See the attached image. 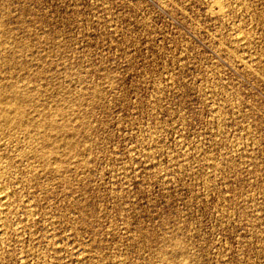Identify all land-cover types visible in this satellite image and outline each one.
<instances>
[{"label": "rangeland", "instance_id": "374dc122", "mask_svg": "<svg viewBox=\"0 0 264 264\" xmlns=\"http://www.w3.org/2000/svg\"><path fill=\"white\" fill-rule=\"evenodd\" d=\"M0 90V264H264V0H0Z\"/></svg>", "mask_w": 264, "mask_h": 264}, {"label": "bare ground", "instance_id": "6f19581e", "mask_svg": "<svg viewBox=\"0 0 264 264\" xmlns=\"http://www.w3.org/2000/svg\"><path fill=\"white\" fill-rule=\"evenodd\" d=\"M14 85V84H13ZM10 87V86H9ZM12 87V86H11ZM18 86H15V88L16 89H19V88H17ZM15 88H13L15 91H16V89ZM20 90V89H19ZM0 91H2V90H0ZM22 91V90H21ZM21 91H18V93L19 92H21ZM3 92V91H2ZM1 92V93H2ZM1 93H0V95H1ZM9 93V92H8ZM11 93H12V91H11ZM16 93H17V91H16ZM14 94V93H13ZM22 94V93H21ZM21 94H19L20 95V97H21ZM4 95H6V93L4 94ZM17 95V94H16ZM6 96H9V97H7L6 99H8V98H12V96L11 95H6ZM11 96V97H10ZM18 96V95H17ZM5 97V96H4ZM16 97V96H15ZM14 97V98H15ZM22 97H24V94H23V96ZM3 99V98H2ZM1 99V100H2ZM5 99V98H4ZM2 100L1 102H3V101H5V100ZM19 98H17V100L16 99H11V101H10V99H8L9 100V102L7 103L6 101V104H5V106H1L2 104L4 105V103H1L0 104V112L2 113H0V116H1V122L0 123H2V121L4 122V123H8V124H14V125H16L17 126V124L21 121H19V119H21V117H22V111H21V109L19 108V106H18V102L17 101H19L18 100ZM21 99V98H20ZM7 100V101H8ZM22 100V99H21ZM30 101V100H29ZM20 103H21V101H20ZM32 103V102H31ZM34 104V103H33ZM22 105H23V103H22ZM22 107H24V106H22ZM27 108V107H26ZM28 108H29V106H28ZM31 108H32V106H31ZM34 108V107H33ZM56 108V107H55ZM24 109V108H23ZM30 110V109H29ZM28 110V111H29ZM24 111H26V110H24ZM34 111V110H33ZM41 111V110H40ZM27 112V111H26ZM25 112V113H26ZM62 112V111H61ZM24 113V112H23ZM28 113V112H27ZM57 113V112H56ZM24 115V114H23ZM37 115V114H36ZM45 115V114H44ZM41 115H39L38 117H40ZM27 116H23V118H26ZM37 117V118H38ZM45 117V116H44ZM32 118H30V120H31ZM50 119V118H49ZM49 119H48V121H49ZM53 119V118H52ZM19 122H18V121ZM28 120V119H27ZM30 120H28V121H30ZM42 119H40L39 118V121H38V119L36 120V122L37 123H41V122H43V121H46L47 122V119L46 120H42ZM17 121V122H16ZM25 120H23V122H24ZM33 121L31 120V123H32ZM51 122V121H50ZM52 122H53V120H52ZM3 123V124H4ZM17 123V124H16ZM25 123V122H24ZM29 123V122H28ZM30 123V124H31ZM48 123V122H47ZM54 123H55V121H54ZM2 124V125H3ZM30 124L28 125V127H32V128H36V126H38L37 124L35 125L34 123V125H35V127H33V125L32 126H30ZM43 124V123H42ZM41 124V125H42ZM46 124V123H45ZM45 124H43V126L45 125ZM53 124V123H52ZM56 124V123H55ZM59 124V123H58ZM26 125V126H27ZM49 125V124H48ZM48 125H46V126H48ZM24 126H25V124H24ZM23 126V127H24ZM26 126H25V128H26ZM50 126H52V125H50ZM9 127V126H8ZM12 127V126H11ZM14 127V126H13ZM12 127V128H13ZM20 127H22V126H20ZM15 128V127H14ZM31 128V129H32ZM44 128V127H43ZM42 128V129H43ZM64 128V127H63ZM37 129L39 130V127H37ZM49 129V128H48ZM18 131V130H17ZM21 132H22V129L20 130ZM24 131V130H23ZM32 131V130H31ZM1 132V131H0ZM27 132V131H26ZM34 132V131H33ZM37 132V131H36ZM43 132V131H42ZM39 133V132H38ZM18 134V133H17ZM24 134V133H23ZM34 135V134H33ZM26 136V135H25ZM44 136V135H43ZM27 137V136H26ZM38 137V136H37ZM33 139V138H32ZM32 139H30V140H32ZM54 140V139H53ZM39 142V141H38ZM44 142V141H43ZM68 143V142H67ZM29 144V143H28ZM51 144H52V142H51ZM31 145V144H30ZM43 145V144H42ZM47 146H48V144H47ZM25 147V146H24ZM36 147V146H35ZM34 148V147H33ZM32 148V149H33ZM49 148H51V147H49ZM35 149V148H34ZM40 149V148H39ZM24 150H25V148H24ZM47 150V149H46ZM49 150V149H48ZM54 150V149H53ZM31 151V150H30ZM35 151H36V149H35ZM37 151H38V149H37ZM56 153V152H55ZM36 154V153H35ZM51 154V153H50ZM53 154V153H52ZM23 155V154H22ZM39 155V154H38ZM55 155V154H54ZM37 156V155H36ZM52 157V156H51ZM1 158V157H0ZM19 158V157H18ZM17 158V159H18ZM25 158H26V156H25ZM28 159V158H27ZM52 159V158H51ZM57 160V159H56ZM34 161V160H33ZM43 161V160H42ZM51 161V160H50ZM60 161V160H59ZM31 162V161H30ZM37 162V161H36ZM33 163V162H32ZM43 163V162H42ZM29 166V165H28ZM34 167V166H33ZM38 167H39V165H38ZM40 168V167H39ZM55 168V167H54ZM31 170V169H30ZM33 170V169H32ZM35 171V170H34ZM48 171V170H47ZM10 172V171H9ZM26 172V171H25ZM37 172V171H36ZM53 173V172H52ZM30 174V173H29ZM33 174H35V173H33ZM1 175H3V173H0V179H1ZM6 175V174H5ZM4 176V175H3ZM7 178V177H6ZM8 179V178H7ZM4 180V179H3ZM3 183V182H2ZM5 183V182H4ZM24 184V183H23ZM6 185V184H5ZM10 185V184H9ZM7 187H5V189H6ZM5 189L0 185V207H4L5 205H7V194H6V192H5ZM16 191V190H15ZM11 192V191H10ZM8 203H9V201H8ZM9 205H11L10 203H9ZM11 207V206H10ZM2 208H0V209H2ZM4 209V208H3ZM7 209H9V207H7ZM6 209V210H7ZM1 213V212H0ZM4 213H6V212H4ZM7 213H9V212H7ZM3 215H5V214H3ZM6 216V215H5ZM4 217V216H3ZM8 218V217H7ZM2 220V218H1V216H0V223L3 221H1ZM6 220V219H5ZM8 223V222H7ZM9 224V223H8ZM7 224V225H8ZM3 226V225H2ZM2 228V227H1ZM11 228V227H10ZM13 231V230H12ZM6 234V233H5ZM3 236V235H2ZM1 239H2V237H0ZM0 239V240H1ZM174 246H175V244H174ZM177 246V245H176ZM175 246V247H176ZM179 247V246H178ZM179 249H180V247H179Z\"/></svg>", "mask_w": 264, "mask_h": 264}]
</instances>
